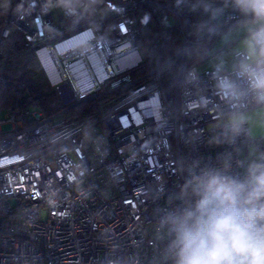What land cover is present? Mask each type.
Here are the masks:
<instances>
[{
  "label": "built area",
  "instance_id": "2783aa9c",
  "mask_svg": "<svg viewBox=\"0 0 264 264\" xmlns=\"http://www.w3.org/2000/svg\"><path fill=\"white\" fill-rule=\"evenodd\" d=\"M208 2L214 17L205 0H0V83L17 35L18 61L41 66L59 95L53 110L27 94L0 107V264H162L157 210L188 164L232 153L242 172L264 152L247 120L224 142L229 117L258 105L222 90L247 83L214 60V41L251 18Z\"/></svg>",
  "mask_w": 264,
  "mask_h": 264
},
{
  "label": "clouds",
  "instance_id": "9594fccd",
  "mask_svg": "<svg viewBox=\"0 0 264 264\" xmlns=\"http://www.w3.org/2000/svg\"><path fill=\"white\" fill-rule=\"evenodd\" d=\"M228 2L253 26L232 68L247 88L233 81L221 88L264 107V0ZM202 7L210 17L221 11L208 0ZM246 122L243 113L230 116L224 142L235 144ZM233 161L232 153H221L215 163L188 164L178 191L157 210L162 264H264V152L251 153L242 172L233 170Z\"/></svg>",
  "mask_w": 264,
  "mask_h": 264
},
{
  "label": "trees",
  "instance_id": "16d2710c",
  "mask_svg": "<svg viewBox=\"0 0 264 264\" xmlns=\"http://www.w3.org/2000/svg\"><path fill=\"white\" fill-rule=\"evenodd\" d=\"M9 54L8 57L17 59L22 52L21 46L18 41L17 35H12L8 41ZM153 62H147L135 69L136 73H141L149 70ZM22 70H25L22 68ZM27 72V70H26ZM25 71H19L15 75L6 78L4 82L0 83V107L14 106L18 103L19 99L24 95L32 97V104L41 109H48L56 102V95L54 92L37 94L32 80L28 77ZM96 99H88L74 106L73 113L75 115L88 113L95 109Z\"/></svg>",
  "mask_w": 264,
  "mask_h": 264
},
{
  "label": "rangeland",
  "instance_id": "374dc122",
  "mask_svg": "<svg viewBox=\"0 0 264 264\" xmlns=\"http://www.w3.org/2000/svg\"><path fill=\"white\" fill-rule=\"evenodd\" d=\"M250 29V26H243L237 29V32L233 33L231 36H226V39L224 40L225 43H231V41H235L236 36L237 35H242V38L234 44L233 49L234 51H240L241 50V46H242V42L245 40L246 35L248 33ZM244 36V37H243ZM241 37V36H240ZM223 45V44H222ZM143 52V51H142ZM144 53V52H143ZM34 57H32L31 59L28 60V63H32L33 64V59ZM33 59V60H32ZM39 64V61L37 62ZM37 70H22L23 68V63L19 62L18 59L15 60V62L9 66L8 72H7V78H9L12 75H15L16 73H18L19 71H25L27 70V74L28 77L32 80L31 82L33 83V86H35L36 88V92L37 94H41V93H50V92H54L56 95V102L51 105L50 107H48V110H53L59 107V95L57 92V89L55 86L51 85V82L45 72V70L41 67V66H36ZM24 69V68H23ZM246 120L248 121L250 128H251V132L252 135L254 137H259V136H264V107H256L253 109H250L246 112H243ZM11 129V125L10 124H5L2 126V130L4 131H8Z\"/></svg>",
  "mask_w": 264,
  "mask_h": 264
},
{
  "label": "crops",
  "instance_id": "0c3cea01",
  "mask_svg": "<svg viewBox=\"0 0 264 264\" xmlns=\"http://www.w3.org/2000/svg\"><path fill=\"white\" fill-rule=\"evenodd\" d=\"M243 26H250V28H251L253 26L252 20L248 21V22L241 23V24L235 26L229 33H225V34L219 36L214 41V45L213 46L218 51V56H216L214 58V60L217 61L219 59V54H220V56H223L222 61L224 63V67H226V68H232L233 67V62H234V56H233V50L234 49H233V46H234L235 43H237L242 38V35L244 33L241 34V35H237L236 38H238V39H236L235 41H231V43H225L224 40L226 39V36H231L233 33L237 32L238 28L243 27ZM244 36H247V34L244 35ZM222 49L224 50V52H220V50H222Z\"/></svg>",
  "mask_w": 264,
  "mask_h": 264
},
{
  "label": "bare ground",
  "instance_id": "6f19581e",
  "mask_svg": "<svg viewBox=\"0 0 264 264\" xmlns=\"http://www.w3.org/2000/svg\"><path fill=\"white\" fill-rule=\"evenodd\" d=\"M48 70L53 73L55 72V67L54 66H48Z\"/></svg>",
  "mask_w": 264,
  "mask_h": 264
},
{
  "label": "water",
  "instance_id": "95a60500",
  "mask_svg": "<svg viewBox=\"0 0 264 264\" xmlns=\"http://www.w3.org/2000/svg\"><path fill=\"white\" fill-rule=\"evenodd\" d=\"M204 13H206V12H204Z\"/></svg>",
  "mask_w": 264,
  "mask_h": 264
}]
</instances>
